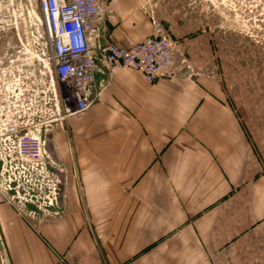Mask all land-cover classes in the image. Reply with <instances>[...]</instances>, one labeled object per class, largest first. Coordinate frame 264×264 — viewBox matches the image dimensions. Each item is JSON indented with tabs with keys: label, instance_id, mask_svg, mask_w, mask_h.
<instances>
[{
	"label": "crops",
	"instance_id": "obj_1",
	"mask_svg": "<svg viewBox=\"0 0 264 264\" xmlns=\"http://www.w3.org/2000/svg\"><path fill=\"white\" fill-rule=\"evenodd\" d=\"M145 1L112 0L101 41L149 37ZM183 10L171 79L99 74L90 109L58 120V207L0 203L11 264H264V60L221 55V26Z\"/></svg>",
	"mask_w": 264,
	"mask_h": 264
},
{
	"label": "built area",
	"instance_id": "obj_2",
	"mask_svg": "<svg viewBox=\"0 0 264 264\" xmlns=\"http://www.w3.org/2000/svg\"><path fill=\"white\" fill-rule=\"evenodd\" d=\"M41 12L45 39L50 46L48 58L54 72L70 94L54 91L56 113L47 114L41 125L64 116H83L98 96L97 75H112L131 69L143 74L148 83L169 80L174 75L175 44L164 25L149 6L152 34L142 41L126 44L103 43L102 23L115 18L112 0H36ZM19 61L0 67V166L15 164L25 176V185L15 183L16 195L6 198L13 203L21 195L33 201L42 196L46 209H56L58 181L45 152L46 138L35 122L38 104L50 103L47 91L35 93L32 87L19 89ZM51 82L55 87L52 71ZM3 195L4 193L0 191Z\"/></svg>",
	"mask_w": 264,
	"mask_h": 264
},
{
	"label": "rangeland",
	"instance_id": "obj_3",
	"mask_svg": "<svg viewBox=\"0 0 264 264\" xmlns=\"http://www.w3.org/2000/svg\"><path fill=\"white\" fill-rule=\"evenodd\" d=\"M243 1L242 10L236 11L240 3L238 0H146L142 5V12L146 13L149 18V6L152 11L162 20L164 25H171L172 12L184 9L190 13V16H198L201 20L211 27L220 25L221 31L216 30V42L218 43V33L221 34V55H242L253 56L254 60H264V33L252 28L255 23L249 20L250 16H254L258 10L264 13V0H240ZM36 0H0V67H6L19 61L20 78L18 84H14L16 92L19 89L32 87L37 94H43V90L47 91L50 96V103L46 106L36 107L35 122L38 128L42 130L47 143L53 137L59 121L51 122L48 127L41 125L47 114L56 113V100H54V91L57 90L58 95L70 94V90L60 83L57 78L53 65L50 64L48 58L51 55V49L45 38H42L38 32L37 18L41 19L40 10L34 8ZM183 10V11H184ZM253 10L254 13H250ZM247 13V15H245ZM263 18V16H259ZM150 19V18H149ZM257 23V22H256ZM41 24V23H40ZM259 35L258 37L256 35ZM259 40L261 43H257ZM261 66V64H260ZM54 78L55 87L51 82L50 70ZM2 151V147L0 148ZM25 176L20 172L15 164H8L2 169L0 166V203L8 202L6 198L16 195L13 187L15 183L25 185ZM38 201L33 199L38 206V210L42 211L43 205L41 199L43 197L35 194ZM29 199L27 196L21 195L19 199ZM25 202V199H24ZM9 203V202H8ZM32 205H28V208ZM0 264H4L3 256H0Z\"/></svg>",
	"mask_w": 264,
	"mask_h": 264
},
{
	"label": "flooded vegetation",
	"instance_id": "obj_4",
	"mask_svg": "<svg viewBox=\"0 0 264 264\" xmlns=\"http://www.w3.org/2000/svg\"><path fill=\"white\" fill-rule=\"evenodd\" d=\"M237 3H240V5L238 6V8H236L235 10L238 11L240 10L241 13H243L244 11L241 9L242 5H243V1L238 0ZM256 13H254L253 10H250V13H254V16H250L249 20H253L255 23L252 25V28H254L257 31H263L262 33H264V13H259L258 10L256 9ZM245 15H247V13H245ZM259 16H263V18H259ZM257 22V23H256ZM257 37L259 36L258 34L256 35ZM257 43H261L259 40H256Z\"/></svg>",
	"mask_w": 264,
	"mask_h": 264
},
{
	"label": "water",
	"instance_id": "obj_5",
	"mask_svg": "<svg viewBox=\"0 0 264 264\" xmlns=\"http://www.w3.org/2000/svg\"><path fill=\"white\" fill-rule=\"evenodd\" d=\"M34 8H35L36 10L39 9V4H38V2H35V3H34ZM38 32H39V35H40L42 38H45L44 28H43L42 24H40V23L38 24ZM0 256H4L6 264H11L10 259H9V257H8V254H7V252H6V249H5V246H4V243H3V240H2L1 235H0Z\"/></svg>",
	"mask_w": 264,
	"mask_h": 264
},
{
	"label": "bare ground",
	"instance_id": "obj_6",
	"mask_svg": "<svg viewBox=\"0 0 264 264\" xmlns=\"http://www.w3.org/2000/svg\"><path fill=\"white\" fill-rule=\"evenodd\" d=\"M37 20L41 23V21L38 18H37ZM3 261H4V264H6L4 256H3Z\"/></svg>",
	"mask_w": 264,
	"mask_h": 264
}]
</instances>
